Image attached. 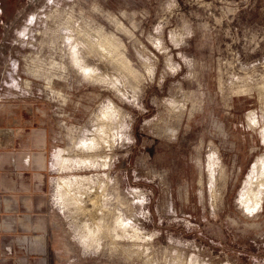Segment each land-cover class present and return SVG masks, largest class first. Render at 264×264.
I'll list each match as a JSON object with an SVG mask.
<instances>
[{"label": "rangeland", "instance_id": "374dc122", "mask_svg": "<svg viewBox=\"0 0 264 264\" xmlns=\"http://www.w3.org/2000/svg\"><path fill=\"white\" fill-rule=\"evenodd\" d=\"M13 102L47 168L2 186L47 194L69 264H264V0H0Z\"/></svg>", "mask_w": 264, "mask_h": 264}, {"label": "crops", "instance_id": "0c3cea01", "mask_svg": "<svg viewBox=\"0 0 264 264\" xmlns=\"http://www.w3.org/2000/svg\"><path fill=\"white\" fill-rule=\"evenodd\" d=\"M21 104L13 102L5 114H1L4 105L0 107V169L10 166L16 177L47 168V151L41 147L50 139L47 127L39 125L26 134L22 128L28 116L18 108ZM2 184L0 180V264H69V246L52 219L47 194L4 189Z\"/></svg>", "mask_w": 264, "mask_h": 264}, {"label": "bare ground", "instance_id": "6f19581e", "mask_svg": "<svg viewBox=\"0 0 264 264\" xmlns=\"http://www.w3.org/2000/svg\"><path fill=\"white\" fill-rule=\"evenodd\" d=\"M52 82L51 81H49V83L48 84H51ZM28 84V83H27ZM51 89V88H50ZM60 93V92H59ZM106 131V130H105ZM108 136H109V134H108ZM95 140V139H94ZM95 142H96V140L95 141H93L92 143H91V145H93L94 147L97 145V144H95ZM93 147V148H94ZM255 174L256 175H258V177L256 178V175L249 181V186H248V189H247V192L245 193V202L247 203V202H249L250 201V203H252V204H255V206H257V208H258V206L260 205V202H261V197H260V195L262 194V193H264V167H263V172H262V175H260L259 176V173H258V171H256L255 172ZM78 180H83V179H78ZM81 181H79V183H80ZM85 185L86 184H81L80 185V187L79 188H82V187H85ZM94 186V185H93ZM86 188H88V189H91V182H90V186L89 187H86ZM91 192V191H90ZM95 193V195H94V197H90V196H88V197H86L88 200H90V202H91V204L92 205H95V206H98L100 203H103L104 202V198L102 197V196H100L99 195V193L98 192H94ZM81 197V196H80ZM82 198H84L85 199V196L84 197H82ZM75 199L77 200V202L79 203V204H81V199L79 198V197H75ZM84 201H86V200H84ZM244 203V202H243ZM101 205V204H100ZM250 207V206H249ZM103 210H105V209H99V210H97V209H95V217H96V219H98L99 217V215H100V213H102V212H104ZM252 210H254V209H252ZM249 211V210H248ZM251 211V210H250ZM99 214V215H98ZM93 215V214H92Z\"/></svg>", "mask_w": 264, "mask_h": 264}]
</instances>
